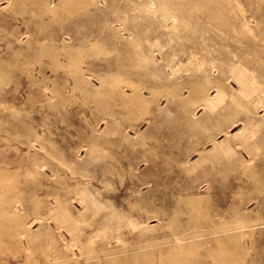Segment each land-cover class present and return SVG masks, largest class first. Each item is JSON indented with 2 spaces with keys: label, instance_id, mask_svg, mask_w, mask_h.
Listing matches in <instances>:
<instances>
[{
  "label": "rangeland",
  "instance_id": "rangeland-1",
  "mask_svg": "<svg viewBox=\"0 0 264 264\" xmlns=\"http://www.w3.org/2000/svg\"><path fill=\"white\" fill-rule=\"evenodd\" d=\"M12 1L0 0V193L22 199L23 219L11 212L0 218V264H171L177 241L189 262L212 264L216 237L227 232L234 235V264H264V122L247 128L261 146L260 173L246 175L216 148L264 114L256 102L264 100V0ZM67 54L85 62L75 67ZM241 69L252 88L259 86L254 99H228L203 114L199 103L180 106L168 92L207 76L238 88ZM134 85L145 95L152 87V108L160 103L161 113H140L126 101ZM190 110L201 119L196 127L188 123ZM222 127L228 132L215 141L206 137ZM187 141L205 147L202 156L190 154L192 171L179 154ZM83 188L100 200L98 212L84 211ZM195 195L200 205L190 201ZM64 209L69 217L59 220ZM229 209L253 221L228 225ZM50 211L53 217L36 219Z\"/></svg>",
  "mask_w": 264,
  "mask_h": 264
},
{
  "label": "bare ground",
  "instance_id": "bare-ground-1",
  "mask_svg": "<svg viewBox=\"0 0 264 264\" xmlns=\"http://www.w3.org/2000/svg\"><path fill=\"white\" fill-rule=\"evenodd\" d=\"M14 1V0H13ZM12 1V2H13ZM45 1V0H44ZM50 1V0H49ZM78 1V0H77ZM11 2V3H12ZM14 2H17V1H14ZM18 2H20L19 0H18ZM47 2V1H46ZM63 2V1H62ZM90 2V1H89ZM20 3H22V2H20ZM49 3V2H48ZM60 3V2H59ZM16 4V3H15ZM15 4L13 5V6H15ZM36 4V3H35ZM38 4V3H37ZM56 4V3H55ZM80 4V3H79ZM84 4V3H83ZM9 5H11V4H9ZM8 5V6H9ZM23 5V4H22ZM68 5V4H67ZM21 6V5H20ZM39 6V5H38ZM41 6V5H40ZM54 6H57V5H54ZM11 7H12V5H11ZM17 7H18V5H17ZM45 7V6H44ZM77 7V6H76ZM75 7V8H76ZM86 7V6H85ZM19 8V7H18ZM17 8V9H18ZM22 8V7H21ZM42 8V7H41ZM2 9V8H1ZM4 9V8H3ZM9 9V8H8ZM53 9V8H52ZM56 9V8H55ZM65 9V8H64ZM77 9V8H76ZM11 10V9H10ZM15 10V9H14ZM19 10H21V9H19ZM43 10V9H42ZM1 11V10H0ZM46 11V10H45ZM12 12H13V10H12ZM16 12H17V10H16ZM44 12V11H43ZM50 12V11H49ZM19 13V12H18ZM41 13V12H40ZM42 14V13H41ZM22 15V14H21ZM40 15V14H39ZM25 17V16H24ZM249 17V16H248ZM19 18V17H18ZM17 18V19H18ZM244 18V17H243ZM22 19V18H21ZM258 20V19H257ZM225 21V20H224ZM238 22V21H237ZM261 22V21H260ZM233 23V22H232ZM225 24V23H224ZM236 24H238V23H235V25ZM264 24V23H263ZM222 25V24H221ZM225 25H227V24H225ZM224 25V26H225ZM237 26H239V24L237 25ZM231 27H234V25L233 26H231ZM238 29L240 28V27H237ZM241 28H242V26H241ZM262 29V28H261ZM244 30H246V29H244ZM239 31V30H238ZM241 31H243V30H241ZM224 32V31H223ZM226 32H224V34H225ZM259 33V32H258ZM12 34V33H11ZM20 34V33H19ZM240 34V33H239ZM262 36V35H261ZM3 38H6V36L5 37H3ZM21 38V37H20ZM261 38V37H260ZM224 39H226V38H224ZM263 39V38H262ZM217 40V39H216ZM224 41V40H223ZM241 41V40H240ZM259 41V40H258ZM84 42V41H83ZM11 43V42H10ZM259 43V42H258ZM54 44V43H53ZM260 44V43H259ZM9 45V44H8ZM55 45V44H54ZM67 45H71V44H68L67 43ZM258 45V44H257ZM263 45V44H262ZM53 46V45H52ZM63 46V45H62ZM51 47V46H50ZM59 47V46H58ZM57 47V48H58ZM70 47H72V46H70ZM55 48H56V46H55ZM66 48V47H65ZM68 48H69V46H68ZM68 48H66V49H68ZM80 48V47H79ZM83 48V47H82ZM259 48V47H258ZM65 49V50H66ZM72 49V48H71ZM77 49V48H76ZM44 49H42V51H43ZM48 50H49V48H48ZM51 50V49H50ZM54 50V49H53ZM57 50V49H56ZM74 50V49H73ZM239 50H240V48H239ZM250 50V49H249ZM260 50V49H259ZM258 50V51H259ZM41 51V50H40ZM39 51V52H40ZM46 52H49V51H47V50H45ZM45 51H43V52H45ZM63 51V50H62ZM255 51H257V50H255ZM38 52V51H37ZM54 52V51H53ZM58 52V51H57ZM56 52V53H57ZM70 51H68V53H69ZM89 52V51H88ZM241 52V51H240ZM249 52V51H248ZM252 52V51H251ZM261 52V51H260ZM22 53V52H21ZM42 53V52H41ZM50 53V52H49ZM55 53V52H54ZM66 53V52H65ZM250 53V52H249ZM17 54H18V51H17ZM20 54V53H19ZM28 54V53H27ZM35 54V53H34ZM37 54V53H36ZM36 54H35V56H36ZM43 55L45 54V53H42ZM51 54V53H50ZM61 54V53H60ZM64 54V53H63ZM72 54H74V53H72ZM71 54V56L70 55H68V56H70L69 57V63L70 64H73L75 67H76V64H78V63H80V62H82L84 59L83 58H85L83 55L82 56H78V57H75V56H73ZM260 54V53H259ZM20 55H22V54H20ZM25 55V54H24ZM23 55V56H24ZM39 55H40V53H39ZM39 55L37 56V58H39ZM46 55V54H45ZM54 55V54H53ZM76 55V54H75ZM87 55V54H86ZM238 55V54H237ZM2 56V55H1ZM27 56H30V55H27ZM34 56V55H33ZM62 56H64V55H62ZM68 56H67V58H68ZM240 56V55H239ZM264 56V55H263ZM3 57V56H2ZM24 57H26V56H24ZM31 57V56H30ZM65 57V56H64ZM262 57V56H261ZM49 58L51 59L52 58V56L50 57L49 56ZM58 58V57H57ZM66 58V57H65ZM243 58H245V57H243ZM255 58V57H254ZM3 59V61H5L4 60V58H2ZM26 59V58H25ZM28 59V58H27ZM31 59V58H30ZM32 59H34V58H32ZM53 59H55L54 58V56H53ZM86 59V58H85ZM221 59H222V57H221ZM224 59V58H223ZM232 59V58H231ZM242 59V58H241ZM249 59V58H248ZM17 60V59H16ZM29 60V59H28ZM42 60V59H41ZM59 60H60V58H59ZM62 60V59H61ZM233 60V59H232ZM245 60V59H244ZM243 60V61H244ZM252 60H253V58H252ZM252 60H251V62H252ZM258 60V59H257ZM22 61V60H21ZM31 60H29V61H27V62H30ZM36 61V60H35ZM38 61V60H37ZM51 61V60H50ZM53 62H54V60H52ZM55 61H56V59H55ZM67 61V60H66ZM6 62H8L7 60H6ZM16 62V61H15ZM23 62V61H22ZM32 62V61H31ZM38 62H40V61H38ZM58 62H60V61H58ZM64 62V61H63ZM84 62H85V60H84ZM83 62V63H84ZM240 62V61H239ZM245 62H247V61H245ZM254 62H255V59H254ZM253 62V63H254ZM18 63H20V62H18ZM17 63V64H18ZM26 62H24V64H25ZM37 63V62H36ZM57 63V62H56ZM65 63V62H64ZM67 63V62H66ZM68 63V64H69ZM236 63V62H235ZM1 64V63H0ZM3 64V63H2ZM7 64V63H6ZM9 64V63H8ZM60 64V63H59ZM260 64V63H259ZM9 65H13V63L11 64H9ZM22 65V64H21ZM58 65V64H57ZM62 65V64H61ZM254 65V64H253ZM257 65V64H256ZM7 66V65H6ZM51 66H53L52 64H51ZM67 66H70V65H67ZM66 66V67H67ZM72 66V65H71ZM252 66V65H251ZM255 66V65H254ZM260 66V65H259ZM258 66V67H259ZM10 67V66H9ZM8 67V68H9ZM54 67H57L56 66V64H55V66ZM64 67V65H62V68ZM77 67H79V66H77ZM244 67H245V65H244ZM250 67V66H249ZM257 67V66H256ZM261 67V66H260ZM2 68V67H1ZM4 68H6V67H4ZM25 68V67H24ZM58 68V67H57ZM27 69V68H26ZM29 69V68H28ZM27 69V70H28ZM53 69V68H52ZM250 69H252V68H250ZM254 69V68H253ZM258 69V68H257ZM79 70V69H78ZM264 70V69H263ZM2 71H4V70H2ZM75 71V70H74ZM76 71H77V69H76ZM259 69H258V72L257 73H259ZM262 71V70H261ZM7 72V71H6ZM29 72V71H28ZM27 72V73H28ZM32 72V71H31ZM69 72V71H68ZM71 72H72V68H71ZM83 72V71H82ZM263 72V71H262ZM0 73H5V71L4 72H1L0 71ZM9 73V72H8ZM11 73H13V72H11ZM16 73V72H15ZM40 73V72H39ZM73 73V72H72ZM79 73V72H78ZM261 73V72H260ZM259 73V74H260ZM31 74V73H30ZM29 74V75H30ZM45 74V73H44ZM77 74V73H76ZM75 74V75H76ZM7 75V74H6ZM16 75V74H15ZM14 75V76H15ZM17 75H19L18 77H20V74H17ZM16 75V76H17ZM26 75V74H25ZM38 75V74H37ZM58 75V74H57ZM258 75V74H257ZM257 75L256 76H254V77H257ZM264 75V74H263ZM11 77H12V75H11ZM47 77H48V75H47ZM56 77V76H55ZM5 78L6 77H4V80H5ZM31 78V77H30ZM41 78H42V76H41ZM3 79V78H2ZM7 79H8V77H7ZM7 79H6V81H7ZM14 79V78H13ZM12 79V80H13ZM49 79V78H48ZM53 79V78H52ZM234 79H235V81L237 82V84H238V88H235V86L231 83V82H228L226 79H224L223 77H210V76H207L206 77V79H205V82L203 83V84H197V83H194V82H192V83H190V84H188V85H179V86H176V85H172V86H169L168 87V92H170L172 95H173V97H175L178 101H179V104H180V106H181V104H182V106L184 105H186V104H188L189 105V103L190 104H194V103H199L202 107H203V109H204V111H203V114H206V113H208V112H211V111H214L220 104H222V103H224V102H227V101H229L228 99H230L232 102H238V100H239V96L240 97H242V98H248L249 100L250 99H254L256 96H254V93H256V90L259 88V86L257 85V84H253V88H255V89H253L252 88V84L249 82V80L247 79V71H245V70H239V72H238V74L237 75H234ZM9 80V79H8ZM88 80V79H87ZM5 81V82H6ZM189 82V81H188ZM2 83V82H1ZM3 83H4V81H3ZM185 84V83H184ZM209 85V86H208ZM123 86V85H122ZM142 86V85H141ZM210 86H214L215 87V93H212L211 91H210ZM187 88V90H188V93L187 94H184V88ZM147 88V87H146ZM147 89H149V88H147ZM151 89H152V87H151ZM149 90V95H145V93H144V91L142 90V88L140 87V86H138V85H134L133 86V89H132V93L131 94H125V97H126V101L127 102H130V103H132L133 105H135V107L139 110V112L140 113H145V114H147V113H149V114H152V113H154V112H156V113H161V111L163 110H161V107H160V103H157L156 105H155V108H152V98H151V94L153 93L152 92V90ZM156 90V89H155ZM212 90V89H211ZM119 91V90H118ZM126 92V91H125ZM160 92V91H159ZM111 93V92H110ZM236 94H238L237 96H236ZM254 96V98H252ZM241 99V98H240ZM166 100H167V103H169V97H167L166 98ZM247 100V99H246ZM240 101V100H239ZM155 101H153V103H154ZM244 102L246 103V101L244 100ZM250 102V101H249ZM256 102L259 104V103H264V100H260V99H256ZM243 103V102H242ZM231 104V103H230ZM132 105V106H133ZM244 105V104H243ZM247 104H245V106H246ZM167 106V105H166ZM234 106V105H233ZM235 107V106H234ZM188 108V107H187ZM167 109V108H166ZM168 110V109H167ZM241 110V109H240ZM134 112V111H133ZM261 112V111H260ZM254 113L255 114H258V110L256 109L255 111H254ZM196 114V112L195 111H192V110H190V116H189V125H190V127H196L197 125H198V122L201 120L200 118H199V116H196L195 115ZM140 115V114H139ZM233 115V114H232ZM238 115V114H237ZM236 115V116H237ZM166 116V115H165ZM203 116V115H202ZM255 120L254 121H252V122H249V120L248 121H245L244 122V126H243V130L241 131V133H238V135H236V137L234 138V140H231V138H229L228 136L226 137V138H224V139H222L221 141H219L218 143H217V146H216V148L218 149V152H221V153H223L224 155H225V157H226V155H227V157L230 159V162L231 163H233L235 166H237V167H239L240 169H241V171L243 172V173H245L246 175H251V174H253V173H260L262 170L261 169H259V156L261 155V146L259 145V144H257V143H255L254 142V138H253V135L247 130V128L248 127H250L251 125H256V124H258L259 122L260 123H262V122H264V114L262 115V117L261 118H258V116L257 115H255V116H252ZM161 118V117H160ZM231 118H232V116H231V113H227L226 115H225V119L227 120V121H229V120H231ZM233 120V119H232ZM220 122V121H219ZM236 122V121H235ZM222 123H220L219 125H221ZM241 124V123H240ZM264 124V123H263ZM188 125V126H189ZM101 128V127H100ZM189 129V128H188ZM187 129V130H188ZM198 131V130H197ZM220 131H224V132H228V129L226 128V129H224L223 127L222 128H219V130H217V131H215L214 133H210V134H208L206 137L207 138H209V139H211V140H213V141H215V135L218 133V132H220ZM200 132H202V130L200 131ZM35 133V132H34ZM136 133H138V131H136ZM204 133H206L205 131H204ZM31 135V134H30ZM200 135V134H199ZM224 135V134H223ZM35 136V135H34ZM189 136H190V134H189ZM204 136V137H205ZM189 138V137H188ZM221 138V137H220ZM32 139V138H31ZM197 139H200V137L199 138H197ZM204 140V139H203ZM30 141V140H29ZM186 142V141H185ZM196 142V141H195ZM201 142H202V140H201ZM204 142H205V140H204ZM203 142V143H204ZM199 143V142H198ZM198 143H194L193 141H187V143L185 144L186 146H187V150H184L185 148H183V149H181L180 150V152H179V154L181 155V157L183 156L184 157V159L182 160V162H183V168L186 170V171H192V170H194L195 168H196V166H197V161L195 162V161H191V153L192 152H196V153H198L199 154V156H202L203 154V152L205 151V147H200L199 145H197ZM28 144V143H27ZM184 144V143H183ZM207 145V144H206ZM205 145V146H206ZM238 146L239 147H241V149H239L238 148ZM182 148V147H181ZM206 149H207V147H206ZM216 150V149H215ZM242 150H244V152L246 153V155H244V153L242 152ZM46 152H49V151H46ZM141 155V154H140ZM146 155L147 154H144V157H146ZM52 156V155H51ZM64 159V158H63ZM147 161H148V158H145ZM152 159V158H151ZM264 159V158H263ZM145 160V161H146ZM41 161V160H40ZM229 161V160H228ZM226 163V162H225ZM263 163V162H262ZM74 165V164H73ZM149 165V164H148ZM136 168V167H135ZM137 169V168H136ZM238 169V168H237ZM236 170V169H235ZM209 171V170H208ZM237 171V170H236ZM84 172V171H83ZM42 173V172H41ZM57 173V172H56ZM200 173V172H199ZM196 174V173H195ZM237 175H239V174H237ZM4 177V176H3ZM57 177V176H56ZM83 177V176H82ZM85 177V176H84ZM246 177V176H245ZM12 178V177H11ZM58 178H60V177H58ZM255 178V177H254ZM232 179V178H231ZM65 180V179H64ZM233 181H234V178L232 179ZM259 180V179H258ZM5 180H3V182H4ZM18 181H19V179H18ZM66 181V180H65ZM147 182V181H146ZM149 182V181H148ZM145 183V182H144ZM78 184H80L79 182H78ZM213 184V183H212ZM77 185V184H76ZM81 185V184H80ZM83 185H85V184H83ZM83 185H81V186H83ZM230 185V184H229ZM7 186V185H6ZM14 186V185H13ZM231 186V185H230ZM39 187V186H38ZM64 187V186H63ZM77 187V186H76ZM75 187V188H76ZM214 187V186H213ZM213 187H211V188H213ZM9 187H7V189H8ZM228 188V187H227ZM230 188H232V187H230ZM226 189V188H225ZM78 190V189H77ZM228 190H230V189H228ZM231 190H233V189H231ZM251 190V189H250ZM2 191V190H1ZM9 191H11V190H9ZM13 191V190H12ZM99 191V190H98ZM247 191V190H246ZM5 192V191H4ZM18 192V191H17ZM20 192V191H19ZM18 192V193H19ZM77 192V191H76ZM230 192V191H229ZM11 193V192H10ZM16 193V192H15ZM215 193V192H214ZM7 194H8V192H7ZM78 194H79V196H80V201L82 202V203H84L83 204V209H84V211L85 212H88V211H91L92 213H96V212H98V210H99V206L97 205L98 204V201H100L98 198H94V197H90L89 195H88V193L84 190V188L82 189V190H80L79 192H78ZM94 194V193H93ZM207 194V193H206ZM205 194V195H206ZM3 194L2 193H0V218L2 217L3 218V216L4 215H8V213H12V215H13V217H14V219L16 220V221H21L23 218V216H22V213L20 212V210L22 209V207H23V201H22V199H20L16 194H13V196L12 197H3L2 196ZM197 195V194H196ZM195 195V196H196ZM233 195V194H232ZM7 196V195H6ZM192 197L191 199H190V201H192V202H194V203H198V202H200L201 201V199H200V196L198 195V196H196V197ZM210 196V195H209ZM36 197V196H35ZM110 197H112V196H110ZM189 197H191V196H189ZM213 196H211V198H212ZM119 198V197H118ZM188 198V197H187ZM203 198V197H202ZM34 199V198H33ZM37 199V198H36ZM113 199V198H112ZM32 200V199H31ZM35 200V199H34ZM115 200V199H114ZM151 200V199H150ZM40 201V200H39ZM39 201H37V202H35L36 203V205H39L38 204V202ZM116 201V200H115ZM206 201V200H205ZM114 203V202H113ZM118 203V202H117ZM5 204H8L7 206H8V208H7V206L5 205ZM116 204V203H115ZM195 204V205H196ZM198 205H200L199 203H198ZM19 206H21V207H19ZM51 206V205H50ZM108 207V206H107ZM116 207H118V206H116ZM221 207H222V205H221ZM159 210V209H158ZM205 210V209H204ZM203 211V210H202ZM243 211V210H242ZM254 211V210H253ZM26 212V211H25ZM29 212V211H28ZM34 212V211H33ZM111 212V211H110ZM255 212V211H254ZM227 216H225V218H224V221H225V223L226 224H228V225H230V224H232L233 222H235L236 220H239V221H244V220H251V221H253L252 220V218H251V216H249V215H247V214H244V213H242V215H240L238 218H236V214H235V212L233 211V210H231V209H229L228 211H227ZM70 214V213H69ZM159 214V213H158ZM240 214V213H239ZM192 215V214H191ZM135 216V215H134ZM198 216V215H197ZM11 217V216H10ZM48 217H53V212L52 211H50V212H48V214H41V215H37V217H36V219L37 218H39V219H41V220H43V219H46V218H48ZM55 217V216H54ZM57 217V216H56ZM68 211H66L65 209L63 210V211H61V212H59V215H58V219L59 220H66V219H68ZM103 217V216H102ZM196 217V216H195ZM27 218V217H26ZM205 218V217H204ZM259 218V217H258ZM6 219V218H5ZM9 219V218H8ZM32 219V218H31ZM188 219V218H187ZM11 220V219H10ZM212 221H213V219H211ZM2 221V220H1ZM9 222V221H8ZM30 222V221H29ZM39 222V221H38ZM20 223V222H19ZM28 223V222H27ZM27 223L25 222V225H27ZM237 223V222H236ZM182 224V223H181ZM216 224V223H215ZM235 224V223H234ZM19 225V224H18ZM24 225V224H23ZM184 225V224H183ZM13 226V225H12ZM168 226V225H167ZM169 226H170V224H169ZM181 226V225H180ZM196 226V225H195ZM232 226V225H231ZM16 227H18V226H16ZM74 227H76L77 228V226H74ZM74 227H73V229H74ZM97 227V226H96ZM174 227V226H173ZM179 227V226H178ZM177 227V228H178ZM13 228V227H12ZM172 228V227H171ZM170 228V229H171ZM175 228V227H174ZM182 228V227H181ZM231 227H228V228H225V229H230ZM246 228V227H245ZM244 228V229H245ZM28 229H29V226H26V228H24V229H21V230H19L18 231V235L19 236H23V235H25L26 233H27V231H28ZM204 229V228H203ZM207 229H208V227H207ZM236 229V228H235ZM94 230V229H93ZM64 231V230H63ZM95 231V230H94ZM185 231H188V230H185ZM182 232V231H181ZM181 232H180V235H182L181 234ZM184 232V231H183ZM195 232V231H194ZM223 232V231H222ZM37 233V232H36ZM61 233H62V231H61ZM186 233V232H185ZM189 233H192V232H189ZM203 233V232H202ZM235 233V232H234ZM174 234V233H173ZM175 234H176V232H175ZM209 234V233H208ZM224 234V233H223ZM252 234V233H251ZM233 234L231 233V232H227V233H225V236H224V239H222V237L220 236H217L216 237V239L218 240V242H219V245H218V254L217 255H214L213 257H214V262L212 263V264H217V262L220 264V263H222V264H234V262H235V258H234V256H233V243H232V239H233ZM241 236V235H240ZM16 237V236H15ZM67 237V236H66ZM175 237V236H174ZM176 237H177V240H181L182 239V237L181 236H179V234H176ZM204 237V236H203ZM207 237H208V235H207ZM215 237V236H214ZM194 238V237H193ZM213 238V237H212ZM184 239V238H183ZM182 239V240H183ZM62 240V239H61ZM190 240V239H189ZM178 243L175 245V243H174V248L173 249H171V251H170V253L167 255V257H168V259L170 260V262H171V264H195V263H192V262H189L187 259H186V257L183 255V252H184V247H183V245H182V243H179V241H177ZM189 242V241H188ZM216 242V241H215ZM105 243V242H104ZM27 244V243H26ZM193 244V243H192ZM195 244V243H194ZM21 246H23L26 250L28 249V246H24V245H21ZM120 247V246H119ZM114 249H115V247H114ZM138 249V248H137ZM155 249V248H154ZM104 250V249H103ZM106 250V249H105ZM13 251V250H12ZM107 251V250H106ZM78 252V251H77ZM99 252V251H98ZM147 253V252H146ZM168 253V252H167ZM166 253V254H167ZM135 254V253H134ZM133 254V255H134ZM143 254V253H142ZM147 254H149V253H147ZM153 254V253H152ZM112 255V254H111ZM114 255V254H113ZM77 256H79L78 254H77ZM104 256V255H103ZM115 256V255H114ZM138 257H139V255H137ZM144 256H145V254H144ZM160 256V255H159ZM163 256H164V254H163ZM217 256V257H216ZM106 257V256H105ZM143 257V256H142ZM149 257V256H148ZM193 257V256H192ZM100 258V257H99ZM108 258V257H107ZM111 258V257H110ZM211 258V257H210ZM209 258V259H210ZM101 259V258H100ZM103 259V258H102ZM114 259V258H113ZM135 259V258H134ZM136 259H138L137 257H136ZM140 259V258H139ZM160 259V258H159ZM166 259V258H165ZM115 260V259H114ZM162 261V260H161ZM89 262V261H88ZM108 263V262H107ZM112 263V262H111ZM122 263V262H121ZM209 263V262H208ZM207 263V264H208ZM30 264H39V262H36V263H30ZM85 264V263H84ZM115 264V263H114ZM133 264V263H132ZM140 264V263H139Z\"/></svg>",
  "mask_w": 264,
  "mask_h": 264
}]
</instances>
